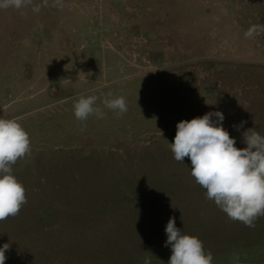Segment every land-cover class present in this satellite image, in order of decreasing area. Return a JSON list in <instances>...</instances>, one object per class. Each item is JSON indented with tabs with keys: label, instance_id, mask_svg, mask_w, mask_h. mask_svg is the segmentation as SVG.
<instances>
[{
	"label": "rangeland",
	"instance_id": "obj_1",
	"mask_svg": "<svg viewBox=\"0 0 264 264\" xmlns=\"http://www.w3.org/2000/svg\"><path fill=\"white\" fill-rule=\"evenodd\" d=\"M33 3L0 9V118L32 147L13 166L27 203L0 222L5 264H169L170 218L213 264H264V216L230 220L170 147L180 121L216 111L237 148L264 135V33L244 35L264 0ZM90 95L104 118L79 121ZM120 96L117 116L102 101Z\"/></svg>",
	"mask_w": 264,
	"mask_h": 264
},
{
	"label": "clouds",
	"instance_id": "obj_2",
	"mask_svg": "<svg viewBox=\"0 0 264 264\" xmlns=\"http://www.w3.org/2000/svg\"><path fill=\"white\" fill-rule=\"evenodd\" d=\"M47 0H45V4ZM31 6L39 13L41 5L33 0H0V9L20 10ZM55 7L62 8L63 0H55ZM264 33V25L254 24L244 33L245 38ZM111 96V94H109ZM96 95L80 96L74 102V116L86 121L95 115L104 118L102 108L96 107ZM104 107L122 116L127 112L123 96L104 98ZM212 117H216L213 120ZM224 115L220 111L202 117L180 121L174 142L170 144L175 161H191V176L205 189V195L232 221L254 228L260 216H264V135L254 128L243 132L245 148H237L235 138L223 127ZM245 121L234 125L237 131ZM29 133L19 118H0V222L17 216L27 203L26 189L13 174L18 160L31 155ZM165 232V246H171L169 264H213V255L205 251L203 242L196 236L184 234L176 227L175 218H170ZM10 244L0 247V264H5L6 251Z\"/></svg>",
	"mask_w": 264,
	"mask_h": 264
}]
</instances>
